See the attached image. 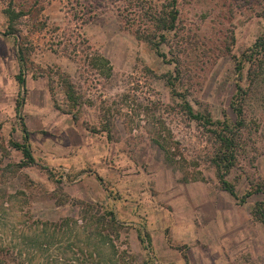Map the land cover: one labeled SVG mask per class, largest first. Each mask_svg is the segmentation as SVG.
I'll list each match as a JSON object with an SVG mask.
<instances>
[{
    "label": "rangeland",
    "instance_id": "obj_1",
    "mask_svg": "<svg viewBox=\"0 0 264 264\" xmlns=\"http://www.w3.org/2000/svg\"><path fill=\"white\" fill-rule=\"evenodd\" d=\"M118 5L120 0H51L43 12L46 29L28 33L30 23H22L34 64L21 84L18 44L15 35L4 34L7 18L0 0V264H112V250L104 247L100 255L87 250L78 228L42 244L47 237L41 222L80 217L72 200L56 202L54 177L60 176L72 199L106 204L110 190L120 196L116 209L126 227L118 244L128 243L138 262L151 254L154 264H186L185 254L188 264H264V226L251 214L263 194L241 202L222 190L206 161L201 129L181 112H167L163 124L159 113L145 110H152L151 100L175 103L165 79L146 67L162 74L174 64L123 26ZM263 10L264 0H180L184 35L194 43L186 63L197 70L190 96L195 109L236 118L230 105L239 77L236 64L264 35ZM82 37L111 61L114 81L100 70L79 69L66 56L65 47L79 42L86 49ZM254 69L246 148L229 175L240 195L264 177V51L240 73L244 85H250ZM57 71L69 73L90 101L78 120L64 110ZM108 100L123 105L113 137L90 128L100 127L99 106ZM22 122L36 162L15 170L8 165L23 155L10 140L24 142ZM158 129L175 142L173 165L153 142ZM143 226L151 235L150 250L139 238Z\"/></svg>",
    "mask_w": 264,
    "mask_h": 264
},
{
    "label": "trees",
    "instance_id": "obj_2",
    "mask_svg": "<svg viewBox=\"0 0 264 264\" xmlns=\"http://www.w3.org/2000/svg\"><path fill=\"white\" fill-rule=\"evenodd\" d=\"M120 1L121 5H118L117 10L123 26L130 30L137 40L145 42L165 62L174 64L172 71L162 74H157L146 67V70L155 76L165 79L175 103L165 104L161 101L151 100L152 110H145L159 113V122L163 124L164 121H161V118L167 112L178 111L183 113L189 123L194 122L202 131V141L205 142L207 149L205 158L209 165L214 168L220 188L241 202H245L248 197L254 194L260 193L264 196V177L256 181L252 180L244 195L239 194L236 184L229 177L232 170L238 165L239 158L246 148L248 124L245 111L247 100L253 92L254 79L258 75V71L256 72L254 69L249 74L253 76L249 86L242 83L240 73H242L246 63L255 64L259 54L264 51V35L257 39L249 53H244L243 57L237 60L236 66L239 77L230 102L236 118L233 120L227 114H224L222 118H215L207 107L195 109L190 98L194 90V77L197 76V70L186 63V56L194 43L190 37L184 35V28L180 21V0ZM2 2V12L7 18L4 34L15 35L20 64L16 78L21 84H24L25 75L27 71L32 70L34 60L30 36L24 34L22 23L25 21L30 23L28 33L46 29L49 23L43 12L51 0H2ZM261 16L264 18V10ZM54 29L59 30L60 26L55 25ZM232 38L234 39V36ZM81 41L85 44L82 46L86 49H82L81 42H79V45L75 44L71 49L65 47L66 56L75 60L79 64V69L82 66L86 71L100 70L105 78L114 81L116 74L111 61L94 48L88 39L82 37ZM182 42H186L187 46H184ZM164 45L169 48L168 52L163 51L162 46ZM229 52H231L230 49ZM33 71L35 76L43 74L42 72L36 74V71ZM56 75L66 97L68 107L64 110H67L75 120H78L82 109L90 104V101L84 94L82 87L73 80L69 73L57 71ZM126 96L129 95L126 94ZM127 100L128 98H125V101ZM21 102L19 101L18 104L20 105ZM107 103L104 102L99 106L100 127L91 126L90 128L93 132L103 131L109 137H113L114 132H117V120L123 110V105L114 100L111 103L108 100ZM22 124L25 132L24 142L10 140L11 146L20 150L23 155V159L19 163L8 165V167L13 166L15 170L36 162L31 144L28 142L27 128L24 122ZM153 142L163 153L165 161L173 165L176 153L171 151L174 148L172 144L175 143L172 136H167L162 133V129H158L155 137H153ZM99 179L102 181L101 177ZM54 181L58 183L53 193L56 202L63 205L72 200L75 205L80 207V217L66 216L57 221L41 222L39 228L46 233L42 237H47L46 242L42 244L50 243L49 240L58 241V237H64L67 234H75V228H78V231H83L85 234L87 250L90 248V251L96 255H100L104 247L112 250L110 255L112 264H154L151 254L144 261L138 262L128 243L126 248H123L121 243L118 244V242H122L123 229L126 227L125 221L119 217L116 209V202L120 199L118 194H114L110 190V199L106 204L72 199L62 188V177H54ZM251 214L254 220L264 226V198L253 204ZM138 232L142 243L150 250L151 235L149 231L143 226L138 229ZM92 252L90 253L93 254ZM184 258L188 264V257L185 254ZM3 262V257L0 255V263Z\"/></svg>",
    "mask_w": 264,
    "mask_h": 264
}]
</instances>
